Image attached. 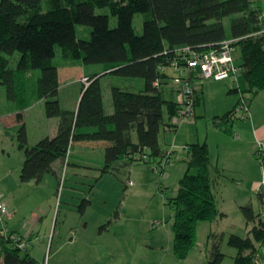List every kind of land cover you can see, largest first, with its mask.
Instances as JSON below:
<instances>
[{"label":"trees","instance_id":"trees-1","mask_svg":"<svg viewBox=\"0 0 264 264\" xmlns=\"http://www.w3.org/2000/svg\"><path fill=\"white\" fill-rule=\"evenodd\" d=\"M110 8L118 18L115 27L111 16L98 14V8ZM137 13L144 15V32L138 34L134 26ZM232 19V38L240 50L238 63L250 93L264 91V8L261 0H1L0 2V83L6 87L13 102L19 123L17 141L25 158L20 180L41 183L51 174L60 179V171L67 163L69 149L76 143L105 142V164L101 174L120 177L119 162L124 167L141 161L147 154L154 163L172 152L161 148L162 130L170 127L179 110L176 100L166 98L165 86L171 75L163 70L178 57L179 49L188 46L199 52L219 48L228 40L223 19ZM92 27L90 39L78 37L77 25ZM60 47L67 60H79L85 65L102 64L101 71L89 75L83 82L82 97L77 110L64 108L60 95L59 66L54 58ZM19 52L16 67L11 58ZM41 70L37 90L27 91L26 78L33 70ZM114 74L126 78H140L138 90L112 86L114 111L106 110L102 77ZM141 82V81H140ZM159 82V85H157ZM244 93V92H243ZM45 101L49 118H60L55 136H46L31 145L24 111L37 100ZM203 103V91L196 88V105ZM238 105V104H237ZM213 118L214 123L228 135L236 122V108ZM178 127V126H177ZM137 135V139L135 137ZM187 171L180 180L176 197L170 204L174 243L177 258L186 259L198 246V224L212 222L225 213L220 211L213 191V171L220 170L211 160L207 142L188 144L183 159ZM61 169H56V163ZM161 173L164 169L159 170ZM264 209V196L259 194ZM91 205L82 199L79 211ZM250 227L247 236L211 233L209 264H222L225 253L222 245L236 248L235 264H254L256 257L264 258V215L256 213L251 204L241 207ZM119 216L101 226L108 229ZM15 236L0 224V260L4 264H43L29 250L17 245Z\"/></svg>","mask_w":264,"mask_h":264},{"label":"rangeland","instance_id":"rangeland-1","mask_svg":"<svg viewBox=\"0 0 264 264\" xmlns=\"http://www.w3.org/2000/svg\"><path fill=\"white\" fill-rule=\"evenodd\" d=\"M97 13L110 15L112 27L117 26L118 18L112 15L110 8H98ZM233 17L227 16L223 19L229 39L232 38ZM134 26L138 34H143L144 15L142 13L135 15ZM77 33L79 38L90 39L92 27L79 24L77 25ZM56 50L57 54L54 61L59 66L62 85L61 94L58 98H61L64 108H74L75 97L83 87L79 78L82 82L87 83L86 79L89 78V75L101 71L103 65H85L79 60H67L62 56L60 47H57ZM8 56L12 60L11 65L16 67L20 57L19 52ZM234 57L237 63L241 61L240 50L234 52ZM83 72L85 74L80 77L79 75ZM40 75L41 70L37 69L31 72L29 78H26L27 91L30 94L37 90ZM170 82L176 87L173 80L170 79ZM239 82V85L242 86L241 90H243L245 88L243 73L239 76ZM141 83L142 79L140 78H126L114 74L103 76L102 86L106 110L109 113L114 111L112 86L138 90ZM237 86L238 84L233 83L232 79L205 80L201 88L205 90L207 102L198 105V117L196 114L194 119L180 123L178 129L167 127V130H162L160 135L162 144L170 150L179 148L178 150L181 152L187 143H193L199 138L203 140L206 135H209V140L213 146L214 143L222 142L219 137L225 133L221 130L222 133L214 132L213 117L233 108L239 93L230 88ZM242 93H240V97ZM244 93L252 98L253 94L249 91H244ZM171 97V94H166V98ZM12 107L13 102L8 99L6 87L0 83V179L6 178L8 184L12 186L11 192L1 189L13 206V218H8L11 211L6 218L7 221L11 219L9 230L14 229L22 232L25 239L28 240L30 252L43 264H108L111 259H116L111 261L112 264H150L151 261L153 262L155 255L142 253V236L149 234L148 229L153 224L155 225L153 222L155 219L166 217L164 227L166 225L171 227L170 222L167 221L174 213L170 200L176 197L178 193L179 177L185 172H182V169L188 167L186 162L177 161L174 163L173 161L165 166L162 173L154 170L151 163L140 162L136 164L135 175L132 177L134 181L130 185L140 183V187L131 194L127 191L129 187H126L130 174L124 166H121L120 177L107 173L105 180L98 186L93 185V187L90 182L94 183V181H89L84 176H77V166L71 164L67 165L65 172L64 168L60 171V179L47 175L39 184L35 181L23 183L20 180V174L25 154L19 147L16 130L10 126L13 120L10 114V111L13 110ZM165 119L170 121L167 113ZM245 120L236 119L235 130L240 132V126L244 125L241 123ZM56 121L60 122V118L45 116V101L39 102L33 110L28 112L25 119L29 130V139L33 141L37 138L42 127H46L50 131L51 128L55 127ZM135 137L137 139V135ZM227 141L224 148L222 147L224 162L231 166L229 168L232 166L240 170L248 168L246 167V157L241 156L242 153H239L236 149L237 146L231 140ZM262 144H264V139H259L255 152ZM3 148L6 149L5 152ZM81 149L85 153L86 148L77 144L73 146L71 162H76L78 158L75 150ZM231 153H239L240 156L231 157ZM95 158L99 159L98 154L95 155ZM255 159L258 168L251 171L252 175L248 177V180H241L240 174L232 169L221 172L223 179L228 184L227 188H223V192H228L227 194L224 193L227 197H225V203L223 202L224 207L228 210V216L220 217L216 222H213V229L235 231L242 236L248 234L249 229L246 227L247 220L242 211V206L237 205L234 199L245 200L246 204L251 202L256 213L261 210L262 203L259 199V192L264 191V166L260 159ZM214 161L216 162V157ZM145 167L151 171L149 173L155 176L151 177V174L144 170ZM82 172L86 173V170H82ZM169 172L171 176L167 178L166 175ZM91 173L94 174V172ZM151 178L154 180L151 181ZM160 178L167 185L164 191L159 188ZM234 178L241 181L233 182ZM250 186L253 187L252 190L249 189ZM92 188H94L93 191ZM87 196L93 201V205L88 207L86 214H82L77 204L81 203V198ZM218 204L221 206L219 196ZM118 206L121 213L119 221L115 222L116 220H114L107 230L100 231L101 226L113 218ZM203 222H206L205 225L210 224L208 221ZM207 235L208 230L201 226L198 242L203 252L206 247ZM235 249L225 243L222 251L229 252ZM225 258V264H230L232 260L229 256L226 255ZM262 263L264 264L263 261ZM0 264H4L2 260H0ZM160 264H170V261L164 260ZM177 264H189V260H180Z\"/></svg>","mask_w":264,"mask_h":264},{"label":"crops","instance_id":"crops-1","mask_svg":"<svg viewBox=\"0 0 264 264\" xmlns=\"http://www.w3.org/2000/svg\"><path fill=\"white\" fill-rule=\"evenodd\" d=\"M261 2H262V5H263V8H264V0H261ZM59 73H60V71H59ZM84 74L85 73L83 72L79 76L81 77V75H84ZM79 81L81 82V84L83 86V82L81 81L80 78H79ZM60 82H61V77H60ZM232 82L238 84L237 87H231L230 88L231 90H235L236 92L239 93L237 101H236L235 105L233 106V108H235L236 105L240 101V98H241L240 97V93H242L244 91H247L248 85H247V82L245 80V83H244L245 88L243 90H241L242 86L239 85V83H240L239 82V78H238L237 81L232 79ZM61 87H62V85H61ZM202 91H203V103L202 104H204V103L207 102V99H206V93H205L204 88L202 89ZM165 93L166 94L167 93L171 94L172 97L168 98V99H172V100H176V101L178 100L177 88L171 82H169L165 86ZM263 93H264V91L256 93V94L252 93L253 95H252V98H251V114H250V116H248V118L245 120V122L241 123V125L242 124H244V125L242 127L240 126V128H241L240 132L238 130H235V127H236L237 123L236 122L234 123L233 131H234V133H236L234 135L235 137L237 136L236 138H233L234 137L233 135L229 136L228 134H226L223 131L225 134H222V137H219V139L222 142L214 143V146H213V143L209 140V135H206L203 138V140H201V138H199V140L193 142V143H196V142H200V143L207 142L209 144V147H210L211 160H212L213 164L220 169V170H214L213 174H212L213 178H214L213 191H214V194L216 196L217 204H218V196L220 197V201H221V206L222 207L219 204L218 205H219L220 211L225 213V217L228 216V212H227L228 210L223 205V202L225 203V200H226L225 197H227V196H225L224 193L227 194L228 192H223L224 191L223 188H227L228 184L226 183L225 179H223L221 172H225L228 169H232L233 171H236V172H238L240 174V176L242 177L241 180H243V179H247L248 180V177H250L252 175L251 171L253 169L257 170V168H258L257 161L255 159V158H257L255 149H256L257 141L259 139H262V140L264 139V95H262ZM60 94H61V88H60ZM82 95H83V93H82V90H81L75 97L74 108H69L68 107V109L77 110ZM41 101H44V100L43 99L37 100L33 105H31L29 108H27L24 111V121L26 119V116H27L28 112L33 110L35 108L36 104H38ZM60 101H62L61 98H60ZM197 107H198V105L196 106V113H197V117H198L199 113L197 111ZM233 108L229 109L228 111L232 110ZM12 109L13 110L10 111L11 112L10 114L12 115V119L13 120L10 123V126H12V128H14L16 130V132H17L18 131V127H19V123H18V119H17V112L14 109V106L12 107ZM228 111H226V112H228ZM225 113H223V114H225ZM223 114H219V115H216V116H221ZM45 116H47L46 115V111H45ZM216 116H214V117H216ZM43 118H45V117L43 116ZM58 122L59 121H56L55 127L51 128L50 131L46 127H42L41 128L42 130L39 131L37 138H35L33 141H31L29 139L30 144L34 145L40 139H42V138H44L46 136H50V137L55 136L57 134L58 128H59V123ZM238 125H240V124H238ZM176 128L178 129L179 127H176ZM213 128H214V132L222 133L221 132L222 130L218 126H216L214 122H213ZM164 130H167V128H165ZM28 134H29V130H28ZM215 134H217V133H215ZM227 140H231L237 146L236 149H238L239 153H242L241 156H245L246 157V160H247L246 167H248V168H243L241 170L237 169L235 166H232V168H229L231 166H229V164H226L224 162L225 160H224V156H223V151H224L223 148H224L225 143L228 142ZM76 144L81 146V147H83V148H86V151L84 153V151L82 149L78 150V151L75 150L76 156L78 158H77L76 162L72 161L70 164L77 166V170H78V172H76L77 176H84L85 178H88L89 181H94V183L90 182L92 187H93V185L94 186H98L99 184H101L105 180V178L107 176V173L106 174H101V171H100L101 168L103 167V165L105 164V149L107 147V143H105V142H98V143H89V142L82 143V142H79V143H76ZM188 144H191V143H187L185 145V147L183 148V150L180 152L178 150L179 148H174V149L170 150V148H168L164 144H162L161 139H160L161 148L166 150V151L172 152V162L174 161V163L177 162V161H184L183 160L184 159V153H185V149H186ZM3 151L5 152L6 149L3 148ZM72 153H73V150H72ZM239 153H236V154L235 153H231L230 156L233 157L235 155L234 157L237 158V156H240ZM96 154H98V156H99L98 160L95 158ZM226 155L228 156V153ZM215 157H216V162L214 161ZM140 162L141 161H134L130 166L126 167V170H128V174H130L129 182H126V187L127 188L129 187V190L127 189L129 194L134 193L140 187V183H138V184L134 183L133 186L130 185V182L134 181L132 177L135 175V170H136L135 166H136V164H138ZM123 165H124V162H119L118 163V167H121ZM55 166H56V169L58 171L61 169V163L60 162H57ZM187 168L182 169V172H184V171L185 172L183 173V175L180 173V175H182V176H180V177L178 176L180 180L184 176V174L186 173ZM82 170H86V173H83ZM144 170L147 173L151 172L149 169H147V167H145ZM91 172H94V174L91 173ZM97 172H99V173L97 174ZM110 174H112V173H110ZM149 174H151V177L155 176V175H152V173H149ZM48 175H51V174H48ZM247 175H249V176H247ZM46 176H45V178H46ZM51 176H53V175H51ZM136 176L139 177L138 175H136ZM170 176H171V173L169 172L166 175V177L169 178ZM139 178H141V177H139ZM151 179H152L151 181L154 180L153 178H151ZM241 180L237 181L234 178L233 182H235V181L236 182H240ZM166 187H167V185L160 178V180H159V188L162 191H164L166 189ZM2 188L4 189V191H7V192L8 191L9 192L12 191L10 189V188H12V186H10L8 184V181H7L6 178H1L0 179V190ZM249 189L252 190L253 187L250 186ZM93 190H94V188H92V191ZM1 191L4 193L5 200H6L8 206H9V209L11 211V213H10L8 218L12 219L13 218V213H12L13 206H12V203H11L10 199L7 198L5 192L3 190H1ZM260 193L263 194V196H264V191H260L259 194ZM84 198L90 199L89 196L83 197L81 199H84ZM242 199H245V198H242ZM234 201H235V203L237 205H240V206H244V205H248V204L252 205L251 202L246 204L245 200L241 201L240 199H237V198H235ZM77 205H79V204H77ZM92 205H93V201L91 200V206ZM117 209H119V206H118ZM262 210H263V206H261V210L259 211V213H261ZM115 212H114V215H115ZM120 218H121V213L119 211V216H118V218L115 219L116 220L115 222H118ZM112 219H114V216L110 220H112ZM164 219H166V217L165 218L162 217L161 219L153 220L155 225L153 224V226L148 229L149 234L145 235V236H142V253H149V254L155 255V258L153 259V262L151 261L150 264H160V263H163L164 260L165 261L168 260V262L170 261V264H177L178 262H180V259L177 258L176 254L174 253V249H173L174 232H173L172 214H171L169 220L167 219V221L170 222L169 224L171 225V227H168L167 225L164 227ZM10 220L8 219V221H7L8 228H9V221ZM216 221L217 220L210 222L209 225H205L206 222H203V221H202V223L198 224V234L199 235H200L201 226H203V228H206L208 230L205 250L203 252V250L201 249V245L198 242V246L191 252V254L186 259H184L182 261L189 260V264H209L210 247H211L210 246V242H209V235L211 233H218V234L219 233H225L227 238H228V236L230 234H237L235 231L231 232V231H226V230H215V229H213V222H216ZM201 224H204V225H201ZM246 227L250 230V227L248 226L247 222H246ZM10 231L16 232V233H18V234H20V235L25 237V235L22 234V232H20V231H17V230H14V229H12ZM248 233H249V231H248ZM101 234H103V233H101ZM247 235H245V236H247ZM240 236H242V235H240ZM225 243H227V239L224 241V244ZM224 244L222 245V249H223ZM228 246H230V245L228 244ZM109 249H111V248L109 247ZM263 250H264V248H263ZM224 253H225V255L229 256L230 260H232V261H230V264H235V256L237 254V250L235 249V250H231L229 252L227 251V252H224ZM115 260L116 259H111V261H115ZM225 260H226V258H224L222 264H225V262H226ZM111 261L108 264H112ZM263 262H264V258H263Z\"/></svg>","mask_w":264,"mask_h":264},{"label":"built area","instance_id":"built-area-1","mask_svg":"<svg viewBox=\"0 0 264 264\" xmlns=\"http://www.w3.org/2000/svg\"><path fill=\"white\" fill-rule=\"evenodd\" d=\"M264 32V31H263ZM235 39H228L221 43L219 48L206 52H199L185 46L178 51V57L172 62L170 67H164L163 70L171 75L178 92V113L170 120V128H176L180 123L196 117V88L201 87L207 79L238 80L242 73L241 66L236 62L234 57ZM87 78V84H89ZM85 80V81H86ZM159 85V82H157ZM251 112V98L242 93L240 101L236 108L238 119H247ZM236 134V133H235ZM72 153L70 148L67 156V163ZM256 157L262 161L264 166V144L256 151ZM149 156H141V162L149 161ZM171 163L170 157L160 159L152 163L153 169L159 171L164 169L167 164ZM67 167V164L64 168ZM133 184V181L130 182ZM61 187V186H60ZM10 213L9 206L5 200L4 193L0 190V224L6 231H9L7 225V216ZM264 215V209L262 210ZM161 223V222H160ZM17 245L22 249L28 248V240L20 239L15 236ZM261 256L256 257L254 264H263Z\"/></svg>","mask_w":264,"mask_h":264}]
</instances>
